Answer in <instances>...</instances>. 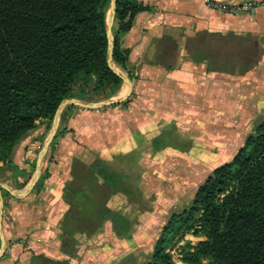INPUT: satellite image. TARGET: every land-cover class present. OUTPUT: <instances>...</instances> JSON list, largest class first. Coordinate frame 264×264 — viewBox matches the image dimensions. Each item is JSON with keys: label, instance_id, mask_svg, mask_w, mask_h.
Instances as JSON below:
<instances>
[{"label": "trees", "instance_id": "obj_1", "mask_svg": "<svg viewBox=\"0 0 264 264\" xmlns=\"http://www.w3.org/2000/svg\"><path fill=\"white\" fill-rule=\"evenodd\" d=\"M108 3L0 0V170L9 169L26 135L51 125L62 99L88 100L89 93L109 98L119 90L122 80L106 63ZM147 9L138 0H116L112 58L124 70L130 50L121 48L119 36ZM250 125L234 156L214 167L181 211L168 216L146 264H173L168 250L188 232L203 239L183 249L187 264H264V114ZM170 134L153 135L150 148L159 151ZM138 154L135 149L109 160L95 155L73 164L62 189L68 207L57 223L67 257L31 253L22 264H70L80 237L101 233L107 223L115 238L133 234L139 213L152 210L140 186V164L126 162ZM114 197L122 202L117 209L109 206Z\"/></svg>", "mask_w": 264, "mask_h": 264}, {"label": "crops", "instance_id": "obj_2", "mask_svg": "<svg viewBox=\"0 0 264 264\" xmlns=\"http://www.w3.org/2000/svg\"><path fill=\"white\" fill-rule=\"evenodd\" d=\"M138 1L148 7L135 15L128 31L138 42L122 48H129L134 57L150 53L139 71L154 76L158 91L153 100L151 91L148 98L138 96L132 112L110 109L104 117L111 119L117 113L119 124L114 125L124 133L145 132L148 122L162 118L180 122L199 131L207 150L234 156L264 105V3L252 11L230 14L205 0ZM69 126L74 128L72 116ZM224 156L210 160L224 161ZM62 179L45 177L38 192L24 197L10 193L12 199L5 204L8 228L3 230L6 250L0 264L25 263L30 251L49 253L46 240L55 232L48 224L67 209Z\"/></svg>", "mask_w": 264, "mask_h": 264}, {"label": "rangeland", "instance_id": "obj_3", "mask_svg": "<svg viewBox=\"0 0 264 264\" xmlns=\"http://www.w3.org/2000/svg\"><path fill=\"white\" fill-rule=\"evenodd\" d=\"M256 1H259V5L264 3V0ZM115 28V22H113L112 31ZM137 42L130 32L119 36L121 48L126 46L133 48V43L136 45ZM145 43H147V40H145ZM143 45L145 46V44ZM161 47H163V43L160 44ZM173 49L172 59L176 55L175 47ZM149 54L145 52V55L142 54L140 57L129 54L126 69L124 70L118 66L120 71L130 78L132 83L130 94L124 100L116 104L96 108L66 105L60 110L56 134L43 157L40 177L30 192L33 190L38 192L43 186L44 178L52 175L63 177L62 180L65 184L71 177L70 171L73 164L87 163L95 155L109 160L138 149L139 154L136 161L135 159H129L126 162L134 166L140 164V186L144 194L148 196V205L152 207L151 211L139 213L136 229L127 238H115L108 223L104 225L101 233L89 239L80 237L76 243L74 255L68 258L70 264L148 263L159 231L168 216L171 213L180 212L185 203L191 199L195 189L205 176L214 167L229 161L233 156V152L223 153L207 150L208 145L200 139L199 131L180 122L162 118L148 122L147 126L149 125L150 128L146 127L145 132L133 133L132 129L130 131L127 129L124 133L118 126L114 125V122L117 121L116 112H112L116 114L111 119L104 117L110 109L118 112H132L134 102L138 96L144 95L148 98L150 91L151 98L154 99L159 87L155 84L154 76L152 78L150 76L152 74L149 75V73L139 71L140 64L148 59ZM181 57L179 55L177 58L180 60ZM139 81L144 82V84L135 88L133 83L136 85ZM150 85L152 86L151 89ZM124 92H126V85L122 81L119 90L109 98L116 99L121 97ZM88 97H90L88 100L76 99L95 102L108 98L104 95L91 93L88 94ZM146 105L144 106L147 110L148 106ZM141 109H143V106ZM259 113L264 114V105L260 108ZM82 114L88 116L82 118L80 116ZM71 116L73 117L72 127L74 128L69 126ZM76 117L78 118L74 120ZM117 123L119 124L118 121ZM50 126H42L30 132L21 140L12 163L9 166L7 165L9 169L0 170V182L10 188L21 190L31 181L38 153L49 136ZM250 129L251 125L249 123L247 134ZM162 130L171 134L164 141L159 151H153L149 146L153 134H149V131L157 134ZM216 156H224L225 160H210V158ZM0 167H2L1 161ZM127 169L129 171L128 166ZM0 194L3 203L1 221L3 231L8 228V212H6L5 204L12 199V196L2 186H0ZM14 194L18 195V193ZM109 206L117 209L122 206V202L120 198L114 197L109 201ZM60 216L52 224H48V228L55 234L46 240L49 253L44 252V254L62 260L67 255H64L60 250L59 230L57 228ZM202 239L203 237L195 236L192 232L186 233L181 240L168 250L173 264H187L182 260L183 249L187 246L193 247ZM31 253H34V251L29 252V254ZM37 253L43 252L38 251Z\"/></svg>", "mask_w": 264, "mask_h": 264}, {"label": "water", "instance_id": "obj_4", "mask_svg": "<svg viewBox=\"0 0 264 264\" xmlns=\"http://www.w3.org/2000/svg\"><path fill=\"white\" fill-rule=\"evenodd\" d=\"M115 9H116V0H109L107 15H106V19H105V35H106V39H107L106 63H107L108 68L114 74H116L118 77H120V79L125 83L126 92L124 93V95H122L121 97H118L116 99L115 98H106V99H103L100 101H95V102L79 100V99L72 98V97L62 99L60 101L58 107L56 108L54 116L52 118L49 136L44 141V143H43V145H42V147L38 153L36 163H35V169H34L31 181L21 190H16V189L10 188L6 184L0 182V186L4 187L9 193H11V194L18 193V195H16L17 197H24L25 195H27L31 191L32 187L38 181V179L40 177V172H41L42 160H43V157H44V155L48 149L50 142L53 140V138L56 134V130H57V126H58V117H59L60 110L62 107L66 106V105H75V106L84 107V108L104 107V106H109L112 104L119 103L120 101L124 100L130 94L131 87H132L131 80L127 75H125L122 71H120V69L114 63L113 58H112V52H113V47H114L113 38H112V26H113V22H114ZM2 206H3V203H2V197L0 194V257L4 254V252L6 250V238H5V235L2 231V223H1V221H2Z\"/></svg>", "mask_w": 264, "mask_h": 264}, {"label": "built area", "instance_id": "obj_5", "mask_svg": "<svg viewBox=\"0 0 264 264\" xmlns=\"http://www.w3.org/2000/svg\"><path fill=\"white\" fill-rule=\"evenodd\" d=\"M205 3L210 7L230 13L238 14L242 11H252L259 6V1L256 0H228V1H219V0H205Z\"/></svg>", "mask_w": 264, "mask_h": 264}, {"label": "bare ground", "instance_id": "obj_6", "mask_svg": "<svg viewBox=\"0 0 264 264\" xmlns=\"http://www.w3.org/2000/svg\"><path fill=\"white\" fill-rule=\"evenodd\" d=\"M125 93V92H124ZM124 95V94H123Z\"/></svg>", "mask_w": 264, "mask_h": 264}]
</instances>
